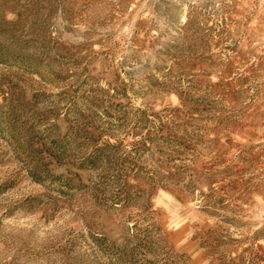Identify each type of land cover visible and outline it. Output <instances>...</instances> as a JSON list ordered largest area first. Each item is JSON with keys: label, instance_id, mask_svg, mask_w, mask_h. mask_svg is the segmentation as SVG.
<instances>
[{"label": "rangeland", "instance_id": "obj_1", "mask_svg": "<svg viewBox=\"0 0 264 264\" xmlns=\"http://www.w3.org/2000/svg\"><path fill=\"white\" fill-rule=\"evenodd\" d=\"M0 264H264V0H0Z\"/></svg>", "mask_w": 264, "mask_h": 264}]
</instances>
